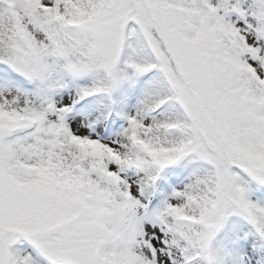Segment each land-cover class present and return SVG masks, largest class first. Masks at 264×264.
Wrapping results in <instances>:
<instances>
[{
  "label": "snow or ice",
  "instance_id": "obj_1",
  "mask_svg": "<svg viewBox=\"0 0 264 264\" xmlns=\"http://www.w3.org/2000/svg\"><path fill=\"white\" fill-rule=\"evenodd\" d=\"M0 264H264V0H0Z\"/></svg>",
  "mask_w": 264,
  "mask_h": 264
}]
</instances>
